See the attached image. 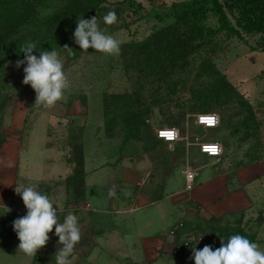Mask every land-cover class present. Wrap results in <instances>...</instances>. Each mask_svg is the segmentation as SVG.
<instances>
[{
  "label": "rangeland",
  "instance_id": "374dc122",
  "mask_svg": "<svg viewBox=\"0 0 264 264\" xmlns=\"http://www.w3.org/2000/svg\"><path fill=\"white\" fill-rule=\"evenodd\" d=\"M30 1L33 9L28 15L35 23L50 21L57 9L71 8L65 0ZM181 1L104 0L92 17L98 18L108 34L123 41L120 54L105 55L92 48L84 52L73 34L62 35L57 51L70 88L66 100L52 108L35 106V91L22 83L24 65L17 69L15 64L24 56L0 62V133L5 135L0 149L30 147L32 152L55 147L61 164L71 168L68 176L56 173L50 157L29 169L0 165V247L17 238L12 222L26 215L23 201L14 191L23 184L17 180L25 175L23 170L35 180L28 184L38 185L50 197L55 187L62 186L66 196L61 203L55 202L60 222L65 210L78 213L81 207L90 208L84 201V177L86 170H96L90 172V178L99 176L102 183L90 196L104 201L109 181L119 173V183L112 188H117V197L126 204L122 208L103 205L98 215L83 214L82 221L104 230L119 222L126 211L140 207L138 220H150L145 231L156 232L159 238L144 264H194L192 247L179 257L170 251L178 237L190 231L203 236L197 249L206 244L219 248L221 239L241 234L264 250L262 211L214 218L188 199L185 181L189 169L199 174L205 166L231 170L263 158L264 51L248 46L259 48L262 41L259 35H246L247 45L225 32L202 38L185 35L190 24L177 23L172 14L173 3ZM109 11L118 20L105 25L103 17ZM204 24L218 26L211 13ZM42 27L43 35L50 37L48 27ZM171 29L178 32L171 33ZM65 45L71 52L63 49ZM205 107L219 115L217 128L202 129L194 124L195 114ZM163 126L176 127L182 140L172 144L158 140L155 130ZM196 137L220 142L221 156L200 154ZM2 160L9 162L11 154ZM79 173L83 179L77 178ZM3 204L12 211L5 214ZM178 224L181 229L171 234ZM52 239L32 256V264H39V259H43L40 264H48L55 256L61 245L58 237ZM2 255L0 264H26L6 252Z\"/></svg>",
  "mask_w": 264,
  "mask_h": 264
},
{
  "label": "crops",
  "instance_id": "0c3cea01",
  "mask_svg": "<svg viewBox=\"0 0 264 264\" xmlns=\"http://www.w3.org/2000/svg\"><path fill=\"white\" fill-rule=\"evenodd\" d=\"M30 151V147H3L0 149V154H3L2 159H4L6 154L8 156L11 154V167L18 166L19 169H29L36 164L48 162L47 159L50 157L54 161L51 162V165L56 173L63 172L64 176L70 174L71 168L61 164L55 147H42V149ZM46 152H49L48 155H46ZM37 156L39 157L37 158ZM2 159L0 160L2 162L0 165L7 166L8 162ZM85 167H87L86 162ZM7 168L10 167L7 166ZM203 168L204 171L201 174L198 173L193 181V185L188 190L187 196L193 205L214 218L227 217L241 211H251L254 209H256L255 211H262L264 216V150L261 160L243 167L223 171H219L218 168L212 166H205ZM95 171L86 170L84 178V201L89 204L90 208L81 207L82 210L78 213L74 210H65L62 214V219L64 220V217L69 212L74 213L78 217V223L81 228V240L75 246L73 255L70 257L72 264L147 263L146 260H150L148 258L151 252L154 251V247L152 248V246L158 244L159 238L155 236L156 232L146 233L145 227L150 225V220H138L142 214L138 212L141 209L140 207H135L132 211H126L125 215L119 217V222L104 230L96 223L88 224L82 221L83 214L85 216L98 215L96 212L102 211L103 205L108 204L115 208H122L126 204L123 198L117 197V188H112L113 184L119 183V173L116 174L118 176L113 174L112 180L109 181L104 201H96L90 196L89 192L97 189L102 183L99 176L90 178V172ZM23 172L25 175L21 174L17 179L18 182H22L23 184L32 182V176L24 170ZM52 195L51 197L57 203H61L66 196L62 186L55 187ZM49 236L50 238L53 237V239L57 238L54 229L53 232L49 233ZM19 243L18 238H12L3 247H0L1 263L4 261V255L2 254L6 252V254L15 257L16 260L21 258L26 264H32L34 258L32 259V256L19 251ZM42 260L39 259L37 262L40 264ZM46 262L48 264H55V256L49 258Z\"/></svg>",
  "mask_w": 264,
  "mask_h": 264
},
{
  "label": "clouds",
  "instance_id": "9594fccd",
  "mask_svg": "<svg viewBox=\"0 0 264 264\" xmlns=\"http://www.w3.org/2000/svg\"><path fill=\"white\" fill-rule=\"evenodd\" d=\"M118 20L114 11H109L103 17L105 25L115 24ZM74 41L79 48L87 52L89 48L96 52L118 56L121 51L122 40L115 35L108 34L106 29L100 27L98 18L93 16L89 19L80 17L73 33ZM37 49L36 42L25 41L20 46L23 59L16 61L15 67L22 65L24 77L22 83L30 85L36 93L35 106L49 109L57 102L66 100V92L70 88V81L64 70V62L56 49L42 50L39 55L33 54ZM63 49L71 52L72 48L65 45ZM8 167L12 166L9 161ZM15 193L21 197L26 208V215L18 217L12 222L18 240V250L28 256H35L39 249L48 243L49 233L55 230L61 245L55 253V264H72L70 257L73 255L75 246L81 240V228L78 217L69 212L63 222H60L55 200L49 195L39 191L36 184H18ZM4 212L9 213L11 208L3 204ZM203 236H192L195 245ZM190 259L194 264H264V250L260 245L251 241L241 234H233L227 240L221 239V246L213 249L212 245H204L202 249L195 246L191 249ZM174 264V261H173Z\"/></svg>",
  "mask_w": 264,
  "mask_h": 264
},
{
  "label": "trees",
  "instance_id": "16d2710c",
  "mask_svg": "<svg viewBox=\"0 0 264 264\" xmlns=\"http://www.w3.org/2000/svg\"><path fill=\"white\" fill-rule=\"evenodd\" d=\"M103 2L104 0H65L71 8L57 9L50 21L35 23L30 19L31 15H28L33 9L30 0H0V62L24 56L20 52V46L28 40L37 44V49L33 52L35 55H39L42 50H57L59 38L62 35L73 34L77 20L80 17L91 18L92 12L99 10ZM209 13L218 23L216 28H209L204 24ZM172 14L177 23L190 24L185 35L191 33L195 38H202L217 32H225L244 44H247L246 35H259L262 41L259 48L247 45L251 50L264 51V0H184L173 3ZM30 25L33 29L29 28ZM43 25L44 28L48 27L50 37L43 35L41 29ZM170 32L175 33L178 30L171 29ZM200 112L211 111L205 107ZM4 140L5 135L0 133V146ZM83 177L82 173L77 175V178Z\"/></svg>",
  "mask_w": 264,
  "mask_h": 264
},
{
  "label": "built area",
  "instance_id": "2783aa9c",
  "mask_svg": "<svg viewBox=\"0 0 264 264\" xmlns=\"http://www.w3.org/2000/svg\"><path fill=\"white\" fill-rule=\"evenodd\" d=\"M211 121V122H209ZM194 124L197 127L202 129H215L220 124V117L215 112H198L194 117ZM156 138L160 139L164 143H175L179 140H182L180 136L179 130L174 126H163L155 130ZM195 146L198 149L200 154L218 158L221 156L223 152V148L220 142L217 140H205L204 137L198 139L196 137ZM198 175L197 171L189 169L185 173V181L187 183V188L190 189L193 185V181L195 177ZM182 224H178L172 229L171 234H174L176 230H180ZM192 236L200 237L201 233L190 231L181 234L177 241L174 242L171 246V254L174 257H179L183 252L188 251L189 248L198 246L202 243L203 238L200 240L198 244L195 245V241L191 240Z\"/></svg>",
  "mask_w": 264,
  "mask_h": 264
},
{
  "label": "snow or ice",
  "instance_id": "6c2138e0",
  "mask_svg": "<svg viewBox=\"0 0 264 264\" xmlns=\"http://www.w3.org/2000/svg\"><path fill=\"white\" fill-rule=\"evenodd\" d=\"M209 122H211V121H209Z\"/></svg>",
  "mask_w": 264,
  "mask_h": 264
}]
</instances>
